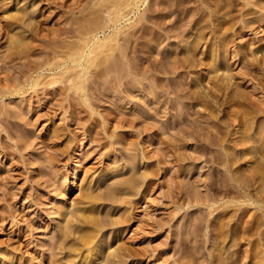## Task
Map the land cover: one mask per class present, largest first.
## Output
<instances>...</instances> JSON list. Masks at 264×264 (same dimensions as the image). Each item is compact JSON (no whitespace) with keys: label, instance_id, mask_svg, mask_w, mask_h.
<instances>
[{"label":"rangeland","instance_id":"374dc122","mask_svg":"<svg viewBox=\"0 0 264 264\" xmlns=\"http://www.w3.org/2000/svg\"><path fill=\"white\" fill-rule=\"evenodd\" d=\"M52 1L0 0V264H264V0Z\"/></svg>","mask_w":264,"mask_h":264},{"label":"bare ground","instance_id":"6f19581e","mask_svg":"<svg viewBox=\"0 0 264 264\" xmlns=\"http://www.w3.org/2000/svg\"><path fill=\"white\" fill-rule=\"evenodd\" d=\"M4 1H5V0H4ZM12 1H13V0H12ZM46 1H47V0H46ZM200 1H201V0H200ZM126 2H128V0H127ZM132 2H133V1H132ZM136 2H137V1H136ZM52 3H54V0L52 1ZM129 3H130V2H129ZM202 3H203V2H202ZM0 5H1V3H0ZM14 7H15V5H14ZM20 8H21V7H20ZM25 9H26V8H25ZM19 10H20V9H19ZM22 10H23V9H22ZM22 10H21V11H22ZM25 11H26V10H25ZM25 11H24V12H25ZM9 12H10V11H9ZM9 12H8V13H9ZM15 12H16L15 14H19V13H17L18 11H15ZM28 12H29V11H28ZM30 12H31V11H30ZM32 12H33V11H32ZM105 12H106V11H105ZM115 12H116V11H115ZM21 13H22V12H20V14H21ZM33 13H34V12H33ZM59 13H60V12H59ZM108 13H111V12L108 10ZM4 14H5V13H4ZM20 14H19V15L12 16V17L10 16V17H9L10 21H7V22H8V25H7V26L10 27V25H12V24H15V25H16V24H18V23H19V24H21V23H25V21L22 22L23 20H26V19H23V18H24L25 16H28V15H26V14H25V15H24V14H21V15H20ZM5 15H6V14H5ZM8 15H11V13L8 14ZM13 15H14V14H13ZM29 15H31V14H29ZM4 18H5V17H4ZM26 18H28V17H26ZM34 18H35V17H34ZM59 18H60V16H59ZM109 18H110V17H109ZM109 18H108V19H109ZM7 20H8V19H7ZM34 20H35V19H34ZM34 20H32V21L30 20V21L33 22ZM36 20H37V19H36ZM64 20H65V19H64ZM112 20H113V19H111V22H112ZM109 21H110V20H109ZM113 21H114V20H113ZM26 22H28V21H26ZM34 22H35V21H34ZM34 22H33V24H34ZM59 22H60V21H59ZM66 22H67V21H66ZM0 23H3V22H0ZM112 23H113V22H112ZM25 24L27 25V23H25ZM61 24H62V23H61ZM4 25H5V24H4ZM26 25H22V26L27 27L28 30H29V32L32 33V34H33V29H34V33H35V31H36V30H35V29H36L35 26H33V28H31L29 25H27V26H26ZM7 26H6V27L4 26V28L2 29V30H3L2 34L5 35V39H4V40H6V41L9 43V47L11 46V48H14L15 45L17 46V43H20V42H21V39L19 40V39H18V36L14 35V34H15L14 32H13L14 34L12 33L14 36H9V33H8V31H9L8 28H9V27H7ZM20 26H21V25H20ZM20 26H19V27H20ZM11 27H12V26H11ZM59 27H60V26H59ZM59 27H58V30H59ZM13 28H14V27H13ZM37 28H38V27H37ZM61 28H62V27H61ZM11 30H12V28H11ZM12 31H13V30H12ZM22 31H23V30H22ZM55 31H56V30H55ZM55 31H54V33H56ZM59 32H60V31H59ZM30 33H29V34H30ZM57 33H58V32H57ZM16 34H17V33H16ZM60 34H61V33H60ZM28 36H29V35H28ZM52 36H53V35H52ZM19 37H20V36H19ZM21 37H22V36H21ZM29 37H30V36H29ZM58 38H59V37H58ZM24 39H25V38H24ZM53 39H54V36H53ZM51 40H52V39H51ZM23 41H24V40L22 39V42H23ZM4 42H5V41H4ZM24 42H25V44H27L26 41H24ZM5 43H6V42H5ZM219 43H220V42H219ZM2 44H3V43H2ZM20 44H23V43H20ZM7 45H8V44H7ZM23 45H24V44H23ZM28 45H29V42H28ZM221 45H222V43H221ZM25 46H27V45H25ZM29 46H30V45H29ZM34 46H36V45H34ZM34 46H33V47H34ZM38 46H39V45H38ZM85 46H86V45H85ZM100 46H101V45H100ZM5 47H6V46H5ZM20 47H21V46H20ZM36 47H37V46H36ZM16 48H17V47H16ZM16 48H15V49H16ZM21 48H23V47H21ZM25 48H26V47H25ZM25 48H24V49H25ZM28 48H29V47H28ZM28 48H27V49H28ZM8 49H9V48H8ZM6 50H7V47H6ZM17 50H18V49H17ZM38 50H39V49H38ZM22 51H24V50H21V52H22ZM220 51H221V50H220ZM6 52H9V51H6ZM16 52H17V51H16ZM16 52H15V53H16ZM19 52H20V50H19ZM19 52H18V57H19ZM25 52H27V51H25ZM77 52H78V51H77ZM10 53H11V52H9V54H10ZM23 53H24V52H23ZM23 53H21L20 56H21ZM3 54H4V53H3ZM5 54H8V53H5ZM5 54H4V57H5ZM26 54H27V53H26ZM71 54H72V53H71ZM12 55H13V54H12ZM16 55H17V54H16ZM2 56H3V55H2ZM6 56H7V55H6ZM23 56H24V55H23ZM77 57H78V55H77ZM77 57H76V58H77ZM79 57H80V56H79ZM10 58H11V56H10ZM10 58H9V56H8V59H10ZM22 58H23V57H22ZM5 59H7V58L5 57ZM5 59L3 58L2 60H5ZM8 59H7V60H8ZM77 59H78V58H77ZM11 60H12V59H11ZM14 60H15V59H14ZM20 60H21V58H20ZM71 60H73V59H71ZM90 60H91V59H90ZM8 61H9V60H8ZM23 61H24V60H23ZM79 61H80V60H79ZM221 61H222V60H220L219 62H221ZM3 62H4V61H3ZM3 62H2V63H3ZM24 62H25V61H24ZM43 62H44V61H43ZM43 62H42V63H43ZM90 62H92V61H90ZM216 62H217V61H216ZM28 63H29V62H28ZM28 63H27V66H30V65H28ZM44 63H45V62H44ZM0 64H1V63H0ZM5 64H6V63H5ZM7 64H8V63H7ZM40 64H41V63H40ZM40 64H39V65H40ZM103 64H104V63H103ZM212 64H214V62H213ZM24 65H25V64H24ZM41 65H42V64H41ZM215 65H216V64H215ZM9 66H10V65H9ZM78 66H79V65H78ZM49 67H50V66H49ZM105 67H106V66H105ZM214 67H215V66H214ZM217 67H218V66H217ZM6 68L8 69L9 67H6ZM28 68H29V67H28ZM28 68H27V69H28ZM75 68H77V67H75ZM106 68H107V67H106ZM4 69H5V68H4ZM15 69H17V68H15ZM71 69H72V68H71ZM73 69H74V66H73ZM73 69H72V70H73ZM108 69H109V68H108ZM13 70H14V69H13ZM28 70H29V69H28ZM7 71H8V70H7ZM16 71H17V70H16ZM210 71H211V70H210ZM13 72H14V71H13ZM2 73H3V72H2ZM14 73H15V72H14ZM26 73H27V72H26ZM0 74H1V72H0ZM22 74H23V72H22ZM76 74H77V73H76ZM17 75H18V73H17ZM23 75H25V74H23ZM23 75H22V77H23ZM12 76H13V75H12ZM28 76H29V75H28ZM73 76H74V75H73ZM0 77H1V76H0ZM5 77H6V76H5ZM25 77H26V79H27V76H25ZM25 77H23V79H24ZM75 77H76V75H75ZM262 77H263V76H262ZM7 78H8V77H7ZM7 78H6V79H7ZM13 78H14V76H13ZM13 78H12V79H13ZM18 78H19V77H18ZM252 78H253V77H252ZM3 79H4V78H3ZM12 79H10V80H12ZM28 79H30V77H29ZM32 79H33V78H32ZM250 79H251V78H250ZM4 80H5V79H4ZM16 80H17V79H16ZM73 80H74V79H73ZM251 80H252V79H251ZM259 80H260V79H259ZM17 81H18V80H17ZM26 81H27V80H26ZM248 81H249V80H248ZM0 82H1V80H0ZM2 82H3V81H2ZM2 82H1V83H2ZM4 82H5V86H4V87H5V89H4L5 91H6L7 88H8V89H7L8 91H11V90H12V91H15V92H16V91H19V90H20V88H18V86H16L18 83H17L16 85H15V84L11 85V84L9 83V82H10L9 80H7V82H8L9 84L6 83V80H5ZM12 82H13V81H12ZM23 82H25V81H23ZM28 82H29V81H28ZM35 82H36V81H35ZM35 82H34V83H35ZM1 83H0V84H1ZM74 83H75V81H74ZM258 83H259V81H258ZM258 83H257V84H258ZM261 83H262V82H261ZM263 83H264V82H263ZM19 84H20V82H19ZM77 84H79V83H77ZM259 84H260V83H259ZM36 85H37V84H36ZM260 85H261V84H260ZM20 86H21V85H20ZM34 86H35V84H34ZM31 87H33V86H31ZM2 88H3V87H1V89H2ZM9 89H10V90H9ZM2 91H3V89H2ZM8 91H7V93H8ZM209 91H211V90H209ZM0 92H1V91H0ZM3 92H4V91H3ZM3 92H2V94H3ZM4 93H5V92H4ZM10 93H11V92H10ZM0 94H1V93H0ZM2 94H1V95H2ZM211 94H212V93H211ZM5 95H6V94H5ZM263 105H264V104H263ZM262 108H263V107H262ZM259 130H260V129H259ZM253 131H254V130H253ZM249 133H250V132H249ZM257 133H258V132H257ZM245 135H247V134H245ZM253 135H255V134H253ZM253 135H252V136H253ZM255 136H256V135H255ZM257 136H259V135H257ZM241 137H242V136H241ZM243 137H244V136H243ZM248 137H251V136H248ZM246 138H247V137H246ZM254 138H255V137H254ZM262 138H263V136H262ZM241 139H243V138H241ZM248 139H250V138H248ZM257 140H258V139H257ZM260 140H261V139H260ZM260 140H259V141H260ZM246 141H247V139H246ZM246 141H244V142H246ZM238 143H239L238 146H240L241 141L239 142V140H238ZM244 144H245V143H244ZM243 146H244V145H243ZM243 149H244V148H243ZM237 153H238V152H237ZM74 186H75V184H74V182H72V183H71V187H74ZM120 187H121V186H120ZM119 189H120V188H119ZM58 190H59V188H58ZM243 194H244V193H243ZM246 194H247V193H246ZM238 195H239V194H238ZM241 195H242V194H241ZM238 197H240V196H238ZM243 197H244V195H243ZM246 197H247V196H246ZM235 198H236V195H235ZM241 198H242V197H240V199H241ZM249 198H250V197H249ZM232 199H234V198H232ZM252 199H253V198H252ZM235 200H236V199H235ZM245 200H246V199H245ZM238 201H239V199H238ZM256 201H258V200H256ZM262 202H263V201H262ZM82 203H83V201H82ZM82 203H79V205L82 204ZM211 203H212V202H211ZM211 203H210V204H211ZM247 203H248V202H247ZM82 205H83V204H82ZM82 205H81V206H82ZM85 205H87V203H86ZM88 205H89V204H88ZM90 206H91V205H90ZM85 208H86V206H85ZM90 208H91V207H90ZM90 208H89V209H90ZM86 209H87V208H86ZM78 210H79V209H78ZM82 210H83V209H82ZM92 210H93V209H92ZM92 210H91V211H92ZM59 211L61 212V210H59ZM80 211H81V210H80ZM85 211H86V210H85ZM74 212H75V211H74ZM82 212H83V211H82ZM92 212H93V211H92ZM77 213H78V215L80 214L79 212H77ZM77 213H76V214H77ZM64 214H65V213H64ZM87 214H88V215H87ZM60 215H61V213H60V214H57L58 219H60ZM66 215L68 216V214H66ZM82 215H83V213H82ZM82 215H81L79 218H82ZM86 215H87V216H86ZM93 215H94V214H93ZM93 215L90 214V216H89V212H86L85 217H84V215H83L82 221L84 220V222H81V223L88 224V225L85 226V227L82 226V227H83L82 230H84V228H85V230H86V227H87V228H88L87 231L89 232V228H90V226L92 227V229H93V227H94V228H95V227L97 228V225H95V220H96L95 217H96V215H95V217L92 219ZM67 216H66V217H67ZM74 216H75V215H74ZM74 216L72 215L71 217L73 218ZM91 216H92V217H91ZM71 217H70V218L68 217V219H69V220L71 219V221H72V218H71ZM75 218H76V217H75ZM97 218H98V217H97ZM122 218H123V217H122ZM64 219H65V218H64ZM98 219H99V218H98ZM76 220H77V219H76ZM80 220H81V219H80ZM80 220L78 219V222H80ZM100 220H103V219L100 218ZM71 221H69V223H71ZM117 221H118V220H117ZM123 221H125V220H123ZM73 222H74V221H73ZM118 222H119V221H118ZM120 222H122V221H120ZM120 222H119V223H120ZM74 223H75V222H74ZM81 223H80V224H81ZM80 224H79V226H80ZM97 224H98V223H97ZM101 224H103V223H101ZM116 224H117V223H116ZM67 225H68V227H69V224H68V223H67ZM74 225H75V224H74ZM81 225H83V224H81ZM89 225H90V226H89ZM99 225H100V223H99ZM72 226H73V225H72ZM75 226H76V225H75ZM75 226H74V228H75ZM88 226H89V227H88ZM100 226H101V225H100ZM100 226H98V227H100ZM70 227H71V226H70ZM102 227H103V226H102ZM74 228L71 227V229H74ZM96 228H95V229H96ZM69 229H70V228H69ZM71 229H70V230H71ZM78 229H79V228H78ZM80 229H81V228H80ZM98 229H99V228H98ZM67 230H68V229H67ZM67 230H65V231L62 230L61 232H66ZM76 230H77V229H76ZM72 231H73V230H72ZM72 231H71V233H72ZM74 231H75V230H74ZM77 231H78V230H77ZM80 231H81V230H80ZM69 232H70V231H68V232L65 233V234H66L65 237L67 236V238H68V235H70ZM81 232H82V231H81ZM94 232H95V230H94ZM94 232H93V234H94ZM59 233H60V232H59ZM67 233H68V234H67ZM73 233H75V232H73ZM83 233H87V232H84V231H83L82 234H83ZM95 233H96V232H95ZM97 233H98V231H97ZM93 234H92V232H91V236H92ZM62 235H63V234H62ZM88 235H89V233H88V234H85L84 237H83V235H82V239H79V241H80V240H83V241H81V242H83L82 244H84V243L87 244V241H90L89 238L87 237ZM96 235H97V234H96ZM96 235H95V236H96ZM73 236H75V234H74ZM80 236H81V235H80ZM61 237H62V236H61ZM92 237H93V236H92ZM92 237H90V238H92ZM246 237H247V236H246ZM57 238H58V237H57ZM93 238H94V237H93ZM243 238H244V237H243ZM60 239H61V238H60ZM77 239H78V237H77ZM74 240L76 241L75 238L73 239V241H74ZM91 240H92V239H91ZM243 240H244V239H243ZM70 241H72V240H70ZM79 241H78V242H79ZM241 241H242V240H241ZM90 242H91V241H90ZM90 242H89V243H90ZM249 242H250V241H249ZM80 244H81V243H80ZM80 244H79V246H80ZM86 244H85V245H86ZM94 244H95V243H94ZM94 244H93V245H94ZM237 244H238V243H237ZM239 244H241V243H239ZM93 245H92V246H93ZM57 246H58V245H57ZM95 246H96V245H95ZM59 247H60V246H59ZM81 247H82V246H81ZM81 247H80V248H81ZM249 247H250V246H249ZM93 248H94V247H93ZM121 248H122V247H121ZM121 248H120V249H121ZM124 248H125V247H124ZM73 249H74V248H73ZM75 249L78 250V248H76V247H75ZM115 249H116V248H115ZM249 249H250V248H249ZM249 249H248V251H249ZM76 250H74V251L76 252ZM84 250H85V249H84ZM93 250L96 251V250H97V247L94 248ZM93 250H90V251H93ZM122 250H123V249H122ZM124 250H125V249H124ZM238 250H239V249H238ZM245 250H246V248H245ZM245 250H244V251H245ZM72 251H73V250H72ZM78 251H79V250H78ZM116 251H119V250H116ZM125 251H126V250H125ZM244 251H243V252H244ZM248 251H247V252H248ZM251 251H252V249H251ZM114 252H115V250H114ZM121 252H124V251H121ZM85 253H86V252H85ZM85 253H84V254H85ZM91 253H92V252H91ZM96 253H97V251H96ZM96 253H95V254H96ZM112 253H113V252H112ZM115 253H116V252H115ZM237 253H238V252H237ZM84 254H83V255H84ZM93 254H94V253H93ZM117 254H119V253H116L115 256H117ZM243 254L245 255L246 253L244 252ZM250 254H251V253H250ZM250 254H249V255H250ZM51 255H52V254H51ZM76 255H78V254H76ZM80 255H81V254H80ZM80 255L77 257V262H78L79 264L83 263V261H85L87 258H89V257H87L88 255H87V256L84 255L83 257H81ZM110 255H111V254H110ZM119 255H120V254H119ZM99 256H100V255H99ZM113 256H114V255H113ZM115 256H114V257H115ZM245 256H246V255H245ZM74 257H75V256H74ZM74 257H73V258H74ZM91 257H92V255H91ZM91 257H90V258H91ZM237 257H238V256H237ZM73 258H72V260H73ZM75 258H76V257H75ZM90 258H89V260H90ZM93 258H94V257H93ZM95 258H96V257H95ZM246 258H247V257H246ZM250 258H251V257H250ZM257 258H259V257H257ZM55 259H57V258H55ZM96 259H97V258H96ZM238 259H239V258H238ZM244 259H245V258H244ZM261 259H262V258H261ZM48 260H50V259H48ZM51 260H52V259H51ZM72 260H71V261H72ZM89 260H88V261H89ZM93 260H94V259H93ZM245 260H246V259H245ZM259 260H260V259H259ZM54 261H55V260H53V262H54ZM57 261H58V259H57ZM69 261H70V260H69ZM91 261H92V260H91ZM252 261H253V260H252ZM252 261H251V262H252ZM255 261L257 262V260H255ZM53 262L50 263V264H54ZM85 262H87V261H85ZM107 262H108V261H107ZM107 262H106L105 264H107ZM253 262H254V261H253ZM55 263H56V261H55ZM90 263H92V262H90ZM110 263L115 264L113 261H110ZM110 263H109V264H110ZM258 263H259V261H258ZM260 263H261V261H260ZM73 264H74V263H73ZM75 264H76V262H75ZM87 264H88V263H87ZM94 264H95V263H94ZM252 264H255V263H252Z\"/></svg>","mask_w":264,"mask_h":264}]
</instances>
